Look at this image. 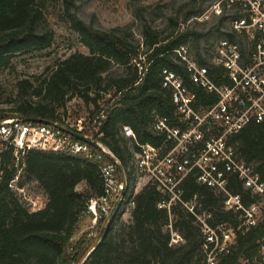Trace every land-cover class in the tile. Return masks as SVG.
<instances>
[{"label": "trees", "instance_id": "obj_1", "mask_svg": "<svg viewBox=\"0 0 264 264\" xmlns=\"http://www.w3.org/2000/svg\"><path fill=\"white\" fill-rule=\"evenodd\" d=\"M49 1L63 4L70 26L88 51L76 50L43 74L18 79L15 110L19 116L48 118L63 124H67L65 119L69 116L67 103L74 96L82 98L87 110L85 115L75 111V118L84 116L93 122L103 110L106 116L94 124V129L83 132L103 142L114 153L123 166L128 186L125 199L97 241L100 230L107 224L106 218L98 222L96 235H90L91 230L82 235L79 232L86 219L92 221L88 203L92 197L103 194L100 166L112 157L94 145L93 156L34 147L16 154L13 145L3 147L0 150V264H72L85 256L88 264H204L205 237L196 215L182 202L170 209L160 206L166 194L151 181L135 191L134 161L143 152L142 145L161 151L171 147L165 133L153 127L156 115L167 116L171 123L179 124L171 91L163 86L164 67L175 69L194 87L196 103L218 99L216 94L192 81L174 49L188 44L200 63L210 67L219 84L228 81L224 68L211 62L203 51V39L209 41L214 36L212 28L200 29L190 24L191 20H198L208 0H184L169 15L162 30L142 13L141 42L118 26L104 28L83 19L77 13L76 0H0V71L14 68L17 54L44 49L52 43L54 30L47 17ZM229 15L220 17L216 25L220 34L216 39L228 36L244 42L235 31L223 29L221 24ZM139 63L144 69H140ZM115 67L121 71L113 73ZM5 114L0 110V118ZM127 127L133 134L126 133ZM229 142L237 157L251 163L264 180V122L248 123L231 135ZM14 179L17 187L38 182L47 196L45 205L32 210L12 186ZM80 183H84L81 189ZM182 186L183 199L196 198L198 212L212 213L209 218L212 224L241 223V209H227V195L198 182L196 172L186 176ZM228 188L232 193H240L245 204L256 200L236 175ZM129 194L134 201L131 206L126 204ZM126 209L130 210L129 220L122 218ZM172 228L180 234L173 243ZM263 238L264 212L255 225L237 230L236 242L231 252L223 255L221 264H240L252 258Z\"/></svg>", "mask_w": 264, "mask_h": 264}, {"label": "built area", "instance_id": "obj_2", "mask_svg": "<svg viewBox=\"0 0 264 264\" xmlns=\"http://www.w3.org/2000/svg\"><path fill=\"white\" fill-rule=\"evenodd\" d=\"M221 8L234 9L236 13L229 15L230 29L238 33L244 41L240 42L228 36L220 37L214 50L207 55L211 62L224 68L227 82L219 84L210 67L200 63L188 44L174 49L186 65L192 81L216 94L218 99L206 104L196 103L194 87L175 69L164 67L163 86L171 91L179 124L171 123L167 116L156 115L153 127L157 132L165 133L171 147L161 151L160 148L142 145L144 150L136 155L134 161L137 183L138 178L143 179L144 184L151 181L166 194L160 206L170 209L173 204L182 202L196 215L205 237L204 264H221L223 255L230 253L236 242L237 230L240 227L249 229L264 212V180L251 163L237 157L233 144L229 142V137L248 123L264 122V0H216L198 19L207 18L210 10ZM139 67L144 69L142 64ZM105 116L103 110L93 122L85 117L72 120L68 116L65 119L67 124L64 125L87 134L83 130L93 128ZM126 133L131 135L133 131L127 127ZM96 140L101 144L100 149L110 155L112 160L100 166L104 179L103 194L92 197L88 203L87 211L93 214L90 235H95L100 220L106 218L108 221V216L122 193L123 200L125 199L128 186L124 172L119 170L114 161L117 157L103 142ZM8 145L15 147L16 154L34 147L94 155L92 144L55 125L27 120L19 115L0 118V150ZM193 172H196L198 182L227 195V209H241L242 221L238 226L228 221L212 224L209 221L212 213L198 212L196 198L191 201L183 199V180ZM234 175L252 192L256 197L255 201L245 204L240 193L229 190L228 186ZM16 179L12 181V186ZM18 188L24 191L23 187ZM130 195L126 200L127 206L134 204ZM29 200L32 201V210L43 207L40 202ZM178 238L180 234L172 228L171 242ZM72 264H88L86 256ZM240 264H264V238L258 252Z\"/></svg>", "mask_w": 264, "mask_h": 264}, {"label": "rangeland", "instance_id": "obj_3", "mask_svg": "<svg viewBox=\"0 0 264 264\" xmlns=\"http://www.w3.org/2000/svg\"><path fill=\"white\" fill-rule=\"evenodd\" d=\"M184 0H76L79 15L94 24L104 27H120L132 34V38L138 42L142 41V20L143 15L159 29H165L168 24V17L174 13L177 7ZM216 0H208L205 10ZM47 17L49 25L54 30V39L52 43L44 49L20 53L13 59L14 68H5L0 71V110H4V117L17 116L16 105L18 102L17 80L24 77H33L34 75L43 74L48 68L52 67L56 61L61 60L76 50L88 51L84 46L78 34L70 26L64 12L63 4L60 1H49ZM221 8L219 10H210L209 17L201 19H193L190 24L197 28H212V35L209 41L203 39L204 52L208 55L214 50L218 41L217 36L220 34L217 24L222 15L234 13V9ZM204 10V11H205ZM221 24V23H220ZM223 29H230V19L227 17L223 24ZM192 51V50H191ZM193 52V51H192ZM121 71L115 67L112 72ZM107 97L109 94L106 95ZM69 117L74 120L75 111H79L83 115L86 114L84 102L81 97L74 96L67 103ZM84 117V116H82ZM136 181L139 187L144 184L143 179L138 178ZM14 188L18 190L27 205L32 209V201L40 202L42 206L47 201V196L38 182L30 181L25 184L24 191H21L14 182ZM84 183H80L78 188H83ZM122 218L129 220L130 210L122 212ZM87 220V221H86ZM83 223L82 230L79 235L86 230H91L90 220L86 219ZM90 221V222H89ZM96 232V230H95ZM96 235V233H95ZM98 237V236H97Z\"/></svg>", "mask_w": 264, "mask_h": 264}, {"label": "water", "instance_id": "obj_4", "mask_svg": "<svg viewBox=\"0 0 264 264\" xmlns=\"http://www.w3.org/2000/svg\"><path fill=\"white\" fill-rule=\"evenodd\" d=\"M22 117H24L27 120H31V121H36V122H42V123H46V124L55 125V126L61 128V129L65 130L66 132L71 133L75 137H77V138H79L81 140H84V141L94 145L95 147L101 148V144L96 139H94L92 136H89V135L84 134L82 132L75 131L74 129H72L70 127H67V126H65L64 124H62V123H60L58 121H55V120H52V119H48V118L34 117V116H22ZM114 161H116V163H117V165L119 167V170L121 172H123V166H122L121 162L117 158H114ZM123 198H124V193H122L120 195V197L116 200V202H115V204L113 206L112 212L108 216L107 224L102 227V229L100 230V232L98 234L97 241H99L102 238L107 226L113 220L117 210L119 209V207H120V205H121V203L123 201Z\"/></svg>", "mask_w": 264, "mask_h": 264}, {"label": "crops", "instance_id": "obj_5", "mask_svg": "<svg viewBox=\"0 0 264 264\" xmlns=\"http://www.w3.org/2000/svg\"><path fill=\"white\" fill-rule=\"evenodd\" d=\"M140 188H141V187H139V185H137V187H136V191H138Z\"/></svg>", "mask_w": 264, "mask_h": 264}]
</instances>
